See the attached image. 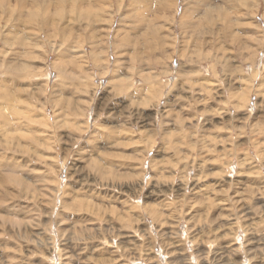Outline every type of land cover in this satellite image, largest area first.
Masks as SVG:
<instances>
[{
	"label": "clouds",
	"instance_id": "9594fccd",
	"mask_svg": "<svg viewBox=\"0 0 264 264\" xmlns=\"http://www.w3.org/2000/svg\"><path fill=\"white\" fill-rule=\"evenodd\" d=\"M229 44L236 55H221ZM198 52L203 54L193 60ZM190 64L199 65L193 75L216 76L228 96L224 111L233 120L239 108L247 109L242 127L232 132L233 139L247 136L251 143L238 150L245 155L238 161L234 157V164L249 165L252 176L264 178V0H0V143L13 142L10 151L19 156L0 152V205L33 196L38 201L0 214V237L14 240L19 254L10 262L4 253L13 249L0 241V264H141L135 253L142 245L132 239L126 246L112 245L110 253L101 251L108 240L120 238L114 224L61 229L66 221L57 210H82L80 197L86 195L119 203L120 215L128 221L123 227L144 224V243L151 242L146 215L151 205L142 203L144 185L124 183L130 174L138 181L144 173L123 163L127 157L121 150L138 133L131 112L140 106L133 99L139 95L137 85L154 83L150 97L158 105L173 88L191 90ZM237 79L244 87L233 94L229 88ZM122 83L128 86L125 92L136 89L126 97L133 102L123 108L121 101L113 120L123 122L105 127L97 101H103L102 112L122 95ZM233 100L240 103L233 105ZM256 108L257 122L250 123ZM131 142L146 143L143 137ZM137 158L145 167L143 155ZM78 160L83 167H76ZM37 164L40 171L33 167ZM74 172L82 174L90 192L70 190ZM104 189L108 191H97ZM248 193L228 210L234 221L229 243L215 251L201 249V244L224 239L210 226L189 229L183 238L177 232L174 243L180 254L172 264H264V204L252 199L264 195V187ZM151 195L162 211L175 204L164 189L154 188ZM64 196L72 199L70 205L61 203ZM83 203L96 207L91 200ZM97 253L107 259L96 258Z\"/></svg>",
	"mask_w": 264,
	"mask_h": 264
},
{
	"label": "rangeland",
	"instance_id": "374dc122",
	"mask_svg": "<svg viewBox=\"0 0 264 264\" xmlns=\"http://www.w3.org/2000/svg\"><path fill=\"white\" fill-rule=\"evenodd\" d=\"M232 48L231 44L225 45V53L221 55L235 56L236 53ZM207 51L211 53L212 50ZM202 54L198 52L192 59L195 60ZM36 63L39 64V60ZM188 68L190 69L188 72L190 85L193 86L191 90L185 91L182 87L173 88L158 105L155 98L150 97L154 83L145 81L137 85L140 90L139 95L133 99L140 106L131 108V112L136 114L132 117V125L138 129V133L131 140H140L143 137L146 143H132L131 140L126 139L128 146L121 150L127 157L123 163L138 168L144 173L142 180H133L131 179L133 174H130L129 178L124 179V183L135 182L144 185L142 203L151 205L146 213L149 218L147 221L148 239L151 242L144 243V224L123 227L128 221L120 215L121 205L119 203H102L99 199H92L90 195L80 197L82 210L74 212L68 210L67 207L57 210L66 221L60 225L61 229H67L73 225L107 229L112 223L119 229L120 238L108 240L101 251L106 249L110 253L114 250L112 245L126 246L128 240L132 239L142 245L135 253V258L141 264H172V261L180 254V250L174 243V240L178 239L175 233L181 234L179 238L187 237L189 229L199 232L201 228L207 229L210 226L218 235L224 237L216 245L201 244V249L211 248L215 251L216 248L230 242L229 231L234 221L230 219L228 210L233 202H242L247 198L248 189L264 187V178L252 176L250 174L252 169L249 165L237 168L234 164V157L238 161L242 160L245 155L244 152L238 150L251 143L247 136H236L233 139L234 133L232 132L233 127H242L241 120L247 109L239 108L235 112L236 119L233 120V114L230 111H224L228 107V96L225 94L224 87L216 82V76L193 75L191 70L194 69L198 73L199 65L190 64ZM127 87L126 83H122L120 85L122 95L109 102L102 112L100 108L103 107V101L98 99L97 112L100 113V123L105 127L123 122L113 120V112L121 101L123 108H128L132 104L133 101L126 97H132L136 89L125 92ZM243 87L242 81L237 79L229 91L235 94L241 92ZM260 102L261 98L257 97L255 103ZM238 103L240 101H232L233 105ZM259 114L260 109L256 108L250 123H256V117ZM157 132L159 136H156ZM261 140H264V137H261ZM12 145L11 141L6 145L0 143V152L7 151L9 155H17L10 151ZM141 154L146 161V166L143 168H140V160L137 158ZM17 159H19L18 155ZM83 166L82 160L76 161V167ZM33 167L37 171L42 169V165L39 164ZM230 172L235 174H230ZM68 184L71 186L70 190H81L83 187L86 192L91 191L88 185H83L82 174L74 172ZM157 187L169 193L175 201L173 208L161 210L160 204L151 195L153 189ZM97 191H108V189ZM47 196L48 193H45L42 199L46 200ZM123 198L121 196V199ZM252 199L254 203L264 204V195L260 193H256ZM84 200H91V204L96 207L84 204ZM34 203H38L35 196L31 200L13 199L11 203L6 202L0 205V214L10 215V210L16 204L32 207ZM61 203L70 205L72 199L64 196ZM43 207L47 208L48 205L44 204ZM24 218L23 216L15 217L18 220ZM154 219H158L159 223L153 222ZM53 227L55 228L56 225L54 224ZM0 241H3L4 247L13 249L4 253L5 258L10 262L16 260L19 254L15 251V241L4 240L3 237H0ZM96 258L107 259V256H100L97 253ZM34 259L38 261L41 258L35 257Z\"/></svg>",
	"mask_w": 264,
	"mask_h": 264
},
{
	"label": "bare ground",
	"instance_id": "6f19581e",
	"mask_svg": "<svg viewBox=\"0 0 264 264\" xmlns=\"http://www.w3.org/2000/svg\"><path fill=\"white\" fill-rule=\"evenodd\" d=\"M233 177V176H232Z\"/></svg>",
	"mask_w": 264,
	"mask_h": 264
}]
</instances>
